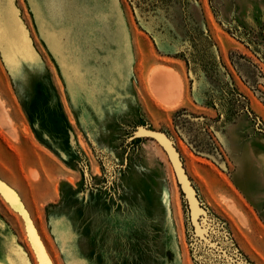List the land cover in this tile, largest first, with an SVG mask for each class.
I'll use <instances>...</instances> for the list:
<instances>
[{"label": "rangeland", "instance_id": "374dc122", "mask_svg": "<svg viewBox=\"0 0 264 264\" xmlns=\"http://www.w3.org/2000/svg\"><path fill=\"white\" fill-rule=\"evenodd\" d=\"M0 105V264H264V0H0Z\"/></svg>", "mask_w": 264, "mask_h": 264}, {"label": "bare ground", "instance_id": "6f19581e", "mask_svg": "<svg viewBox=\"0 0 264 264\" xmlns=\"http://www.w3.org/2000/svg\"><path fill=\"white\" fill-rule=\"evenodd\" d=\"M146 84L148 87V91L151 97L153 98V100L160 106H163L164 108H166V110H175L179 108L180 106H183L186 103V85H185L184 78L178 71H176L175 69L169 66L158 64L156 67H154L150 71V74L148 75ZM1 106L2 105H0V107ZM256 109L264 117V111L259 109L257 106H256ZM0 111H1V108H0ZM0 116L5 118V116L3 115H0ZM5 121L6 120H3L4 125H6ZM139 135L145 137L148 134H146L145 131L141 130ZM153 143H155L159 151L161 150L162 152L163 151L165 152V150L162 148L159 142H157L156 140H153ZM166 156L168 157L167 154ZM149 164L152 168L154 169L156 168L155 160L152 156H149L148 165ZM171 167L174 172V168L172 164H171ZM96 172L98 173L99 171H96ZM174 177H175V180L177 181L175 172H174ZM243 182L244 181L242 179V173L238 172L237 175L235 176V183L237 186H242ZM191 208H192V222L197 228V233L201 236V238H204L205 230H203L201 225L198 224V217L200 214L197 210V205L193 202V200H191ZM206 242L210 244L208 241Z\"/></svg>", "mask_w": 264, "mask_h": 264}, {"label": "water", "instance_id": "95a60500", "mask_svg": "<svg viewBox=\"0 0 264 264\" xmlns=\"http://www.w3.org/2000/svg\"><path fill=\"white\" fill-rule=\"evenodd\" d=\"M143 130L146 132L145 137L139 135L140 131ZM139 138H151L153 140H156L157 142L160 143L162 148L165 150L166 154L168 155V158L174 168V172L177 178V182L180 186V189L182 191V194L184 196L185 202L188 207V214H189V220L192 226V229L194 231L195 238L200 242L201 241V236L197 233V228L192 222V208H191V200L197 205V210L199 212V217H198V224L201 225V220L204 218H207V212L201 207L200 202L197 197V193L187 176L186 170L184 169L180 154L178 153L174 142L171 140L169 136H167L163 132L155 131L153 129L145 128V127H139L131 137V140L134 139H139ZM14 201H12L13 203ZM208 219V218H207ZM205 240H209L208 237H204ZM203 244V242H201ZM210 245H214L210 241ZM211 247V246H209ZM215 248H212L210 250H213ZM221 254L228 256V258L233 262V264H246L243 260L241 259H235L227 255L224 251H221ZM228 262V261H227Z\"/></svg>", "mask_w": 264, "mask_h": 264}, {"label": "trees", "instance_id": "16d2710c", "mask_svg": "<svg viewBox=\"0 0 264 264\" xmlns=\"http://www.w3.org/2000/svg\"><path fill=\"white\" fill-rule=\"evenodd\" d=\"M205 36H206V35H205ZM206 40H207V42H208L209 44H211V40L209 39L208 36H206Z\"/></svg>", "mask_w": 264, "mask_h": 264}]
</instances>
